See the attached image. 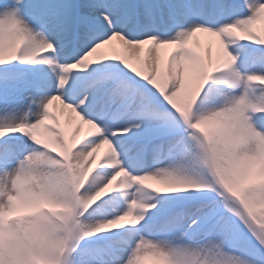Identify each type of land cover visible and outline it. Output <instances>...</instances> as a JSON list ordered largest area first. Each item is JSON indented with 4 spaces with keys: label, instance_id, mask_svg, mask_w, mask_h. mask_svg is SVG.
I'll return each instance as SVG.
<instances>
[{
    "label": "snow or ice",
    "instance_id": "snow-or-ice-1",
    "mask_svg": "<svg viewBox=\"0 0 264 264\" xmlns=\"http://www.w3.org/2000/svg\"><path fill=\"white\" fill-rule=\"evenodd\" d=\"M258 22L264 0L0 4V264H264Z\"/></svg>",
    "mask_w": 264,
    "mask_h": 264
},
{
    "label": "bare ground",
    "instance_id": "bare-ground-1",
    "mask_svg": "<svg viewBox=\"0 0 264 264\" xmlns=\"http://www.w3.org/2000/svg\"><path fill=\"white\" fill-rule=\"evenodd\" d=\"M110 47V46H109ZM163 56H165V51L162 53ZM53 111H58V108L56 107V105H54L53 107Z\"/></svg>",
    "mask_w": 264,
    "mask_h": 264
},
{
    "label": "rangeland",
    "instance_id": "rangeland-1",
    "mask_svg": "<svg viewBox=\"0 0 264 264\" xmlns=\"http://www.w3.org/2000/svg\"><path fill=\"white\" fill-rule=\"evenodd\" d=\"M19 102L22 104L23 103V97L19 98Z\"/></svg>",
    "mask_w": 264,
    "mask_h": 264
}]
</instances>
